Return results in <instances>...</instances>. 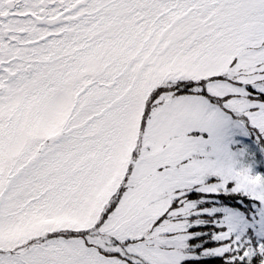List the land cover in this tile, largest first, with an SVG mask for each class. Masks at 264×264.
Masks as SVG:
<instances>
[{
	"label": "snow or ice",
	"instance_id": "snow-or-ice-1",
	"mask_svg": "<svg viewBox=\"0 0 264 264\" xmlns=\"http://www.w3.org/2000/svg\"><path fill=\"white\" fill-rule=\"evenodd\" d=\"M0 264H264V0H0Z\"/></svg>",
	"mask_w": 264,
	"mask_h": 264
}]
</instances>
